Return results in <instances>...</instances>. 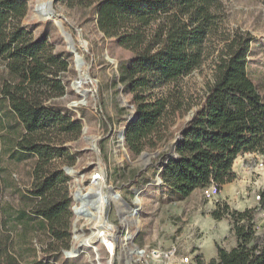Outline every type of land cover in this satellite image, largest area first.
I'll return each instance as SVG.
<instances>
[{
	"label": "trees",
	"instance_id": "16d2710c",
	"mask_svg": "<svg viewBox=\"0 0 264 264\" xmlns=\"http://www.w3.org/2000/svg\"><path fill=\"white\" fill-rule=\"evenodd\" d=\"M69 1L92 8L100 30L132 53L118 66L136 114L125 135L132 154L163 146L178 117L192 111L173 151L159 155L163 186L179 197L221 187L236 178L239 154L264 153V93L248 72L254 37L225 27L221 0ZM27 12L28 0H0V152L16 160L37 156L30 204L0 213V264H55L51 258L71 247L73 198L64 166L76 162L79 152L67 142L80 138L83 123L61 102L72 52L56 50L47 32L36 36L23 22ZM216 51L214 81L196 99L182 78ZM3 191L0 176V201ZM259 195L243 210L226 201L212 210L214 219H229L237 244H217L209 264H264V188ZM197 263L204 264L200 255Z\"/></svg>",
	"mask_w": 264,
	"mask_h": 264
},
{
	"label": "rangeland",
	"instance_id": "374dc122",
	"mask_svg": "<svg viewBox=\"0 0 264 264\" xmlns=\"http://www.w3.org/2000/svg\"><path fill=\"white\" fill-rule=\"evenodd\" d=\"M50 1L28 0V12L23 22L34 26L36 36L47 32L58 51L71 52L59 22L72 35L79 56L76 61L72 52L70 71L65 78L68 92L61 102L86 128L79 139L67 142L79 154L74 165H65L75 171L69 173L72 210L77 211L76 214L73 211L71 247L77 248L82 243L80 252L66 256L63 251L58 259L51 258V262L139 264L137 258L140 256L136 255L139 248L148 254L154 249L175 248L174 258L165 264H198L197 255L203 262L207 260L204 262L207 264L210 259L207 243L216 247L217 244L229 246L234 237L229 219H214L212 210L225 201L240 210L258 203L257 194L264 188V153L239 154L234 163L236 178L232 182L221 187L215 184L201 187L186 197H179L163 183L154 182L157 175L161 177L160 169L157 170L160 153L169 148L173 151L180 128L191 117L192 111L178 117L170 139L163 146L139 155L132 154L121 139V131L134 112V106L131 95L123 92L118 71L119 64L127 61L132 53L100 30L97 16L90 7H80L69 0H55L56 15L50 14L42 20L40 16L49 10ZM221 1L226 14L225 27L254 37L247 56L248 72L264 93V3L262 0ZM214 42L219 40L216 38ZM217 53L182 78L181 85L186 93L196 99L203 97L214 81ZM4 67L0 59V85ZM3 131L10 132V129ZM36 159L37 156L29 154L16 160L0 152V176L4 184L0 213L7 205L21 208L30 204L26 193L33 182ZM101 171L107 176L103 172V178L92 186L93 175ZM78 189L84 193L92 192V199L84 198L80 193L74 196ZM109 206L108 220L116 227L113 254L102 244L104 239L98 238L102 229H114L105 218ZM263 217L260 213L259 224ZM44 238L41 234L37 246H41L40 239ZM105 239L106 243H111ZM134 255L136 261H132ZM186 256L189 262L185 261Z\"/></svg>",
	"mask_w": 264,
	"mask_h": 264
},
{
	"label": "built area",
	"instance_id": "2783aa9c",
	"mask_svg": "<svg viewBox=\"0 0 264 264\" xmlns=\"http://www.w3.org/2000/svg\"><path fill=\"white\" fill-rule=\"evenodd\" d=\"M103 172L106 175L105 171L96 172L92 177V182L101 180L102 179L101 175H103ZM257 198L260 199L259 193L257 194ZM111 224H113V223H111ZM99 237L104 238V241L102 244H104V246L106 247V249L109 253L113 254V250L115 251V249H116L115 230H107V229L104 230L103 229L100 231ZM105 238H108L112 244L111 245L107 244L105 241L106 240ZM114 244H115V246H114ZM175 254H176L175 248H169L168 250L154 249L151 251V254H148L146 252V254L141 255L137 259H138V261H140L139 264H162L161 262H163L164 261L163 258H165V261L163 263V264H165L167 262V260L174 258L173 256H175ZM133 261H136V259L134 258ZM185 261L189 262L188 256L185 257Z\"/></svg>",
	"mask_w": 264,
	"mask_h": 264
},
{
	"label": "water",
	"instance_id": "95a60500",
	"mask_svg": "<svg viewBox=\"0 0 264 264\" xmlns=\"http://www.w3.org/2000/svg\"><path fill=\"white\" fill-rule=\"evenodd\" d=\"M54 2H55V0H51V1H50L49 10H48L47 12L43 13L42 16H40L42 20H44V19H45L44 17H47V16H49L50 14H52V15H56V11H55V9H54V7H53V3H54ZM59 25H60V27L62 28V32L64 33V35H65V37H66V39H67V41H68L69 50H70L71 52L75 53V55H76V61H77V56H79V55H78V52H77L76 47H75V45H74V39H73L72 35H71L68 31H66V30L64 29V27H63V25H62L61 22H59ZM80 58H81V63L83 64V63H84V60H83V58H82L81 56H80ZM75 82H79V81H75ZM75 82H74V85H75ZM74 104H75V102H74ZM135 118H136V114H135L134 112L131 113V114L129 115V117H128V123L131 122V121H133ZM128 123H127V125H128ZM127 125H126V126L123 128V130L121 131V138H122L123 140H125V135H126V131H127ZM85 130H86V128L84 127V128H83V131H85ZM64 169H65V171H66L68 174H69V173H74V172H75L74 169L71 168V167H69V166H65ZM154 182H161V183H163V180L161 179V177H160L159 175H157L156 179H154ZM77 192H78V193H81V195L85 196L84 198L92 199V194H93L92 192H86V193H84L81 189H78ZM93 195H94V194H93ZM73 211H74V213L76 214L75 208H73ZM75 224H76V223L74 222V225H75ZM80 245H81V243L78 245L77 248L74 247V246H72L70 250H65V251H64L65 255H66V256H71V255L74 254V253H78V252H80V249H79V246H80Z\"/></svg>",
	"mask_w": 264,
	"mask_h": 264
},
{
	"label": "bare ground",
	"instance_id": "6f19581e",
	"mask_svg": "<svg viewBox=\"0 0 264 264\" xmlns=\"http://www.w3.org/2000/svg\"><path fill=\"white\" fill-rule=\"evenodd\" d=\"M122 139V138H121ZM102 176V178H103V175H101ZM99 181V180H98ZM98 181H93L92 182V186H94ZM77 194H79L77 191H76V193L74 194V196H77ZM81 194V193H80ZM83 196V195H82ZM83 197H85V196H83ZM77 200H80V198H78ZM109 209H110V206L107 208V210H106V212H105V218H106V220L108 221V223H109V225H113V224H111L110 223V220H108L109 219ZM76 211V210H75ZM82 212H83V210H82ZM76 213H77V211H76ZM114 226V225H113ZM115 226H114V229L113 230H115ZM103 230V229H102ZM104 230H106V229H104ZM100 236V232H99V234H98V238L100 239V240H103L104 238H100L99 237ZM108 239V238H107ZM109 240V239H108ZM110 241V240H109ZM107 244H109V245H111V243H109L108 241H107ZM136 248H138V247H136ZM140 249V252L138 253V254H136V255H139V256H141V255H144V254H146V251H145V249H141V248H139ZM136 255H134V256H132V258H133V260H134V258H135V256ZM132 260V261H133ZM132 263V262H131Z\"/></svg>",
	"mask_w": 264,
	"mask_h": 264
},
{
	"label": "crops",
	"instance_id": "0c3cea01",
	"mask_svg": "<svg viewBox=\"0 0 264 264\" xmlns=\"http://www.w3.org/2000/svg\"><path fill=\"white\" fill-rule=\"evenodd\" d=\"M237 244V239L235 238V236L233 237V241H232V243H231V245H229V246H224V247H226L227 249H230V248H232V247H234L235 245ZM207 245H208V253H209V255H210V259H208L209 260V262H210V260L212 259V258H215V257H217V247L216 246H212L209 242L207 243ZM205 253V252H204ZM207 255V253L205 254V257H207L206 256ZM205 259H207V258H205ZM207 261V260H206ZM206 261H204V262H206ZM209 262L207 263V264H209ZM206 264V263H205Z\"/></svg>",
	"mask_w": 264,
	"mask_h": 264
}]
</instances>
